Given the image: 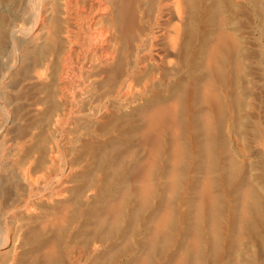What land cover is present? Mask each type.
Wrapping results in <instances>:
<instances>
[{"label": "rangeland", "instance_id": "374dc122", "mask_svg": "<svg viewBox=\"0 0 264 264\" xmlns=\"http://www.w3.org/2000/svg\"><path fill=\"white\" fill-rule=\"evenodd\" d=\"M0 1L4 3L9 2L8 4H11L9 5L10 8L18 4V0ZM13 1L17 2L13 3ZM253 1L256 2L257 0ZM193 2L196 7L199 3L205 4L207 12H201L200 16L197 17V22L194 27L196 32L188 36L191 45L198 47L202 43L201 39L204 37L205 31L215 24H217V29L220 26L226 27L227 24H230V27H227V29L230 28L229 31L233 30L232 32L234 33L236 29V34L240 32L243 37L242 40L245 41L247 45L246 53L251 61L250 64L248 63L247 67L251 70L246 69V72L250 71L248 73L251 78L253 77L252 82L254 81L253 85H255L250 92L248 91L251 96L248 93L246 97L243 95L244 93L239 91L240 79L242 78L240 75L241 73L239 74L235 70H232L223 76L218 73L214 75V77H216L214 80L219 90L222 89L221 91H224V87L230 86L229 88L226 87V89H231L230 94L232 91H235L233 94L236 95V92H238V96L236 95L238 100L242 97L241 104L240 102L238 103L237 100L234 101V98H236L234 95V98L232 96L228 97L229 99L231 98V101L233 100V104H229L230 102H228L229 100L227 99L228 109L224 112L225 118L230 116L232 111V113L236 115L241 105L244 104L242 102L248 100V96H250L249 102L252 103L253 109H251L247 116L241 121L236 120V127L234 125L231 130V135L233 134L231 140H229L227 134L224 133V131L226 132L225 120L216 124L218 125V135L212 147V155L207 151V146L202 145L203 147L201 146V148H205L200 149L199 155L196 157H194L192 144L189 143L188 138V132L191 131L190 125L183 122V114H180L179 120L181 123L179 131L181 132L183 155L178 165L176 164L177 166H174L175 170L177 169V174H175L174 177L176 180L174 182H171V180L167 181L166 179L168 176L166 172L173 169L168 154L171 149L170 145H172L169 136L165 137V147H163V151L159 154L158 157L160 158H157L156 164L154 165L155 167L148 170L143 167V165H139L140 162L145 160L147 153L143 149L144 147H142L143 140L139 138L141 136V130L139 129H142L140 127H143V123L138 120L136 113H129V115L124 114L120 116L117 121H113V123H111L112 120L108 119L109 115L104 114L102 116L106 117L100 119L101 123H90V125L86 122L87 120L83 118L78 119L76 115H74L79 107L81 108L79 110H83V107L77 105L78 107L75 106L74 109L71 107L75 111L71 109L72 112H67L66 119L65 117L61 119L60 122H62V125L60 122V124L54 123L55 118H57V113L59 114L62 108L58 96L53 90L56 81L54 69L48 68L46 70L43 67L42 69L36 64L34 65H36L37 68L33 66L35 67L34 70L28 69V66H26L27 61L24 59L25 57L22 58L21 56V54L23 55L21 49H17L16 47L7 51L4 49L6 47L3 46V44L7 39V30L4 28L6 23L12 26L11 28L15 34L16 28L17 30L20 29L18 35L21 34L20 32L25 26L27 27V23L20 17H13L8 12L9 10L0 12V31L2 30L0 32V228L3 229L5 235L7 234L5 237L12 249L9 252L10 254H3L2 257L0 256V264H67L68 258L72 254H81L78 257L79 259L81 258L80 263L82 264H129L130 262L133 264H140L139 262L141 260V263L144 264H176L181 254L182 257L185 256L183 264H264V262H262V260H264V253H262L264 252V250H262L264 249V242H262L264 241V151L259 152L256 150L257 148L254 143L256 141L252 134L257 126L261 125V127H264V121H262L264 120V87H262L264 86V79L261 78L264 77V51H262L264 50V16L255 13L257 11L254 10L251 0H240L241 3L239 0H193ZM16 18L19 21L16 20ZM221 20H223V23ZM173 21L176 22V18H174ZM219 23L222 24L219 25ZM4 34H6V36ZM4 45H6V43ZM227 45L228 47H226ZM227 45L221 46L218 54L220 61L224 64L228 63L225 65L230 66L235 58L236 53L234 52H236V50L233 45ZM227 49H229L230 53ZM18 50L20 51L18 52ZM169 57V61L173 63L174 56ZM36 72L42 74V78L38 77L39 73L37 75ZM53 76H55V78ZM238 81L240 82L239 84ZM27 89H29V91ZM14 94L16 96H14ZM73 95L78 99V97H76V91H74ZM188 97L189 96H186L184 100L189 101ZM77 99L76 101H78ZM51 102L53 103L52 105ZM12 120L16 122H12ZM50 121L53 122L51 123ZM139 134L140 136H138ZM223 136L225 138H222ZM40 139L42 140L39 141ZM52 139L58 144L59 149L58 151L54 150L53 153L48 150V146H52L51 142H54ZM71 139L74 140V142ZM65 140L70 141L66 142ZM237 141L238 143H236ZM200 142L202 143V141ZM224 142L225 145L223 144V148L222 143ZM72 143L74 146H72ZM229 146L245 147L247 149V159L241 160L237 158L234 162L235 165H231L233 169L230 168V172L228 170L229 167H227L230 165L229 162H227V160H229L228 157H230L228 154ZM168 147L170 149L165 150ZM47 155H50V158L54 155L52 158L60 161V163L57 162V164L58 167L60 166L61 168L64 166L63 170L59 167L62 173L59 168H57L56 164L54 171L56 169L59 171L56 170L57 172L55 171V174L53 169H51L53 172L52 174L49 167L53 165L50 163ZM60 156H62L61 160ZM223 156H227L226 159H223ZM62 161L65 163L63 164ZM7 163L9 165H6ZM72 164L75 165L73 166ZM69 165L73 166V171H67L66 167ZM141 166L146 169L147 173L150 172V174H148L150 175L149 178L152 183V190L146 194L141 192L140 181L143 178L142 175L146 172L143 169V171L141 170ZM222 166L224 168L226 166L228 170V173H224L225 176L218 174ZM4 168L9 172L7 173ZM237 168L239 170H237ZM41 171H44V174ZM49 171L51 173H49ZM70 172L72 173L69 175ZM46 174L52 175L54 179L50 178L52 179L50 180V176ZM168 174L170 173L168 172ZM205 174L213 179H210L213 183H210L209 186V190H211L210 193H212L210 195L215 196L213 197L215 199L213 203L211 202L213 198H210L211 201L204 198V200H208V202H205L198 196L200 195L199 189L203 187L199 185L200 183L203 184L202 180H204L203 176ZM38 175H45V179L47 178L49 181L45 180L42 176L41 178L43 179H41ZM7 176L10 177L8 178ZM4 177L6 178L4 179ZM22 177H24L23 180L25 179V182L23 181L25 185L21 183ZM58 177H61L60 179L62 180L58 179ZM224 177L227 180H225ZM39 178L42 180V183L39 181L40 184L36 181L40 180ZM201 178L202 180H200ZM34 179H36V182ZM26 180L30 181L28 183L33 184L32 186L35 185L37 187V184H39V187L43 189L34 186L36 188L35 190L33 187H28L32 188V190L34 189V192H32L31 189L25 188L28 184ZM243 180L244 182H242ZM33 181L34 183H32ZM43 182L46 184L49 182L50 184L47 186L46 184L44 185ZM169 182L171 185L172 183L174 185H169ZM58 183L61 186L63 185L65 190L62 189L59 196L51 197V199L47 198L46 191L48 192L51 190L53 186L56 187V184L59 186ZM42 184L45 187L42 186ZM245 188L250 189L249 192H252L254 198L251 202L252 205H250L252 207L249 206L247 222L239 217V200ZM25 189L31 190L30 193L33 195H30L29 191ZM198 190L199 192H197ZM35 191L41 192L40 195L43 194L40 197ZM25 193L29 195H25ZM69 197L71 199H69ZM23 198H25V201ZM26 199L28 201L31 199V201L28 202ZM56 199H58L57 203H55ZM23 201L27 206H24L25 203H23ZM15 202L18 203L16 204ZM209 202L212 204L210 205ZM56 204L59 205L57 206ZM48 205L50 210H46ZM54 208L55 210H53ZM58 208H60L61 212ZM62 208L67 209L65 210V215L63 214ZM51 209L53 212L49 213ZM46 212L51 218L52 213L60 212L62 216L60 217L61 226L59 225L60 222H57L58 219L54 220L52 218L55 223L52 222V219L51 222L49 218L48 220L44 219L48 217ZM163 212L169 215L166 216L165 227L163 230H160L162 233L159 231L160 233L154 234V232H152L153 220L156 218L155 216L158 217L159 214L161 215ZM39 216L41 217L39 218ZM29 217L32 219L34 218V221L32 219L29 220ZM196 218H198V220ZM41 223H44V226ZM46 223L51 224L48 225ZM45 224L47 226H45ZM211 229L212 232H209ZM193 230L195 233L192 232ZM163 234L165 236H163ZM246 245L250 247L248 254L242 255L244 258L241 256L238 260V255L241 253L244 254V247ZM45 246H52L54 248V254L52 256L56 255V257H51L48 263H46L48 260L46 261L45 258L42 257L43 255H40V252L46 248ZM8 255L14 256V260L9 261L10 257ZM170 257L173 258L171 259ZM173 259L176 260L174 261ZM241 259L242 262H240ZM44 260L46 262H43Z\"/></svg>", "mask_w": 264, "mask_h": 264}, {"label": "bare ground", "instance_id": "6f19581e", "mask_svg": "<svg viewBox=\"0 0 264 264\" xmlns=\"http://www.w3.org/2000/svg\"><path fill=\"white\" fill-rule=\"evenodd\" d=\"M16 2L13 1V3H16ZM239 2H240V0H239ZM8 3L7 2L4 3L2 1H0V12L9 10L8 12L13 17H20V18H22V20L24 19L23 21H26L27 27L25 26V28L20 32L21 34L18 35V33H19L18 31L20 29L17 30V28H16V34H15L13 29L11 28L12 26L7 25L8 23H6L7 27H6V25H5V27L3 26L7 30V36H6V34H4L7 37V39H6L4 36V38L6 39V42H5L6 45H4L5 43L3 44V46L6 47L4 49H6V51L12 50L11 48H13V47H16L17 49H21L22 53H23V55L21 54V56H22V58L25 57L24 59L27 61L26 66H28V69L34 70L36 65L40 66L41 68L43 67L46 70L48 68L54 69L56 78H55V76H53V77L56 79V81L54 83L55 88L53 90L56 93V95L58 96L59 102L61 103V107H62L60 113L59 114L57 113V116H56L57 118H55L54 123L58 124L63 117H65V119H66L67 112H69V113L72 112V110L77 105L83 107L82 108L83 110H79V109H81L80 107L76 111L73 110V111H75L74 115H76V117L78 119L83 118L84 120H87L86 122L88 124H90V123L95 124V123H99V122L101 123L100 119H103L106 117V116H102L104 114H108L110 117V118L108 117V119L112 120L111 123H113V121L114 122L117 121L120 118V116H122L124 114L129 115V113H136L138 116V120L143 123V125H142L143 127H140L142 129H139V130H141L140 131L141 136H140V134L138 136H140L139 138H141V140H143V144H142L143 146L142 145L141 146L144 147L143 149L147 153V154L145 153L146 154L145 160H143V158H142L143 163L140 162L139 165L140 164L143 165V167H145L148 170H150L152 167H155L154 165L156 164L157 158H160L158 156L161 153V151H163V147H165V143H166L165 137L169 136L171 139V143H172V145H170L171 149L169 147L165 149V150L170 149L168 154H169L170 159H171L170 162H172V165H173V169L171 171L168 170V172L170 174H168V172H166L168 175V176L165 175V176H167V178H166L167 181L171 180V182L172 181L174 182L176 180V179H174V177H175V174H177L176 173L177 169L175 170L174 166L178 165V163H179V161L183 155L182 154L183 153V145L181 142V132L179 131L180 130L179 126L181 123V121L179 120L180 114L181 115L183 114V117H184L183 122H185L186 124L188 123L190 125L191 131L188 132L189 133L188 138H189V143L192 144L194 157H196L199 155L200 149L205 148V147L201 148L202 145H206L207 149H208L207 151H209V154L212 155V153H213L212 147H213L215 140L217 138L216 136L218 135L217 134L218 133L217 132L218 131L217 130L218 125H216V124L221 123L225 120L224 123H225V127H226V132L224 131V133L227 134L229 140H231V137L233 135V134L231 135V133H232L231 130L233 129L234 125L236 127V124H235L236 120L241 121L243 118H245L247 116L249 111L251 109H253V107L251 105L252 103L249 102V97L251 96L249 92H250V90H252L253 86H255V85H253L254 81L252 82L253 77L251 78L250 74L248 73L250 71L246 72V69H248L247 65H248V63L250 64L251 61L247 57V53H246L247 52V45L245 44V41L242 40L243 37L240 34V32L236 34V29H235V33L232 32L233 30L229 31L230 28L227 29V27H230L229 26L230 24H227V26L225 25L226 27L220 26L218 29H217V24H215V25H213V27H209L207 29V31H205L204 37L201 39L202 43L198 47L191 45L189 43L190 39H188V36H190L191 34L196 32L194 27H195V23L197 22V17L200 16L201 12H205V11L207 12V7L205 4L199 3L196 7V6H194L193 0H18V4L17 5L15 4L16 6L13 5L14 7L10 8L9 5H11V4H8ZM251 4L253 5L254 10L257 11L255 13H258L259 15L261 14L262 16H264V0H259V1L257 0L256 2L251 0ZM13 17H11V18H13ZM174 18H176V22L173 21ZM16 20H18V19L16 18ZM13 21H15V20H13ZM221 22L223 23V20H221ZM222 23H219V25ZM210 25H211V23H210ZM193 30H194V32H193ZM237 32H238V30H237ZM3 33H5V32H3ZM1 40H3V39H1ZM253 40H255V39H253ZM249 43H248V45H249ZM227 44H231V46L233 45L234 49L236 50V52H234V53H236L235 58L232 61L233 63L230 66L225 65L228 63L224 64L222 61H220V57L218 54L221 46L227 45ZM254 46L256 47V45H254ZM226 47H228V45ZM256 48H258V47H256ZM227 50L229 51V49H227ZM19 51L20 50H18V52ZM262 51H264V50H262ZM229 53H230V51H229ZM169 56H171V57L174 56L173 63L169 61V59H170ZM19 57H20V54H19ZM260 61H261V59H260ZM34 64H36V65H34ZM33 66H35V67H33ZM232 70H235L239 74L241 73L240 75L242 76V78L241 79L239 78L241 80L240 81L241 83L238 81V84L240 83L239 91L244 93L243 95H245V96H246V94L249 93L250 96H248L247 101L245 100V102L244 101L242 102L244 104L241 105V108L239 109L238 113L236 112L237 113L236 115H235V113L233 114L232 113L233 111H232L231 114H233V115L230 114V116L225 118L224 112H226L228 109L227 108L228 107L227 99L229 100L228 102H230L229 104H231L233 100L231 101L230 100L231 98L229 99L228 97H230V96L233 97V95L236 97L238 92H236V95H235V94H233V93H235V91H232V93H231L232 95H231L230 94L231 89L230 90L226 89V87L229 88L230 86L224 87V91H221L222 90L221 88H220L221 90H219V87L215 83L214 78H216V77H214V75H217V73H218V74L223 76V75L228 74V72H230ZM39 72H41V71H39ZM39 72H36L37 75ZM41 76H42V74L39 73L38 77H41ZM33 77H34V75H33ZM261 78L264 79V77H261ZM37 79H39V78H37ZM230 79H232V78H230ZM53 82H52V85H53ZM218 84H219V82H218ZM227 84H231V83H227ZM233 87H235V86H233ZM233 87H232V89H233ZM262 87H264V86H262ZM27 90L29 91V89H27ZM74 91H76V93H77L76 97H78V99L74 97V95H73ZM14 96H16V95L14 94ZM186 96H189L188 97L189 101L184 100V98H186ZM241 98H239V100H240L239 101L238 98L236 97V98H234V101L237 100L238 103L240 102V104H241ZM243 98H245V97H243ZM76 99L78 101H76ZM258 99H259V97H258ZM10 100H12V99H10ZM196 101L198 102V105H200V106L197 105ZM46 103H48V102H46ZM52 104L53 103L51 102V105ZM54 105H55V103H54ZM71 107H73V109ZM48 112H49V110H48ZM133 115H135V114H133ZM67 117H69V116H67ZM19 119H21V118H19ZM258 119H259V117H258ZM49 120H51V119H49ZM262 121H264V120H262ZM12 122H16V121L12 120ZM54 123H53V125H54ZM60 123L62 125V122H60ZM25 125H27V124H25ZM222 126H224V125H222ZM220 127H221V125H220ZM221 132H219V133H221ZM252 134L254 136V137L253 136L252 137L256 141V142H254L255 146L257 148L256 150H258L259 152L264 151V127H261V125L257 126L254 129V132H252ZM23 135H25V134H23ZM71 137H72V135H71ZM182 137H183V135H182ZM222 138H225V137L223 136ZM41 140L42 139H40L39 141H41ZM47 140H49V139H47ZM50 140H51V138H50ZM222 140H224V139H222ZM52 141H54V140L52 139ZM69 141H66V142H69ZM72 141L74 142V140H72ZM200 141H202V143ZM51 143H52V146L51 145L48 146L49 152L53 153L54 150L58 151L59 150L58 144L55 141L51 142ZM236 143H238V141ZM223 144L225 145V142L222 143V147H223ZM219 145H220V143H219ZM72 146H74V144ZM128 147H129V145H128ZM225 147H227V146H225ZM140 149H142V148H140ZM203 152H204V150H203ZM246 152H247V149L245 147L229 146L228 154L230 157H228L229 160H227V162H229V164H230V165L227 164V165H229V166H227V167H229L228 168L229 172H230V168H232L231 165L234 164V162L237 158H240L241 160L247 159ZM57 154H58V152H57ZM57 154H55V155H57ZM130 155H132V154H130ZM165 155H166V153H165ZM47 156H48L50 163L53 165V166L50 165L51 168L49 167V170L51 171V169H53V172H55L58 169H56L54 171V167L57 164V162L60 163V161H57L55 158H52L54 155L51 156V158L49 157L50 155H47ZM169 156H168V159H169ZM61 157L62 156H60V160H61ZM226 157L223 156V159L224 158L226 159ZM42 159H44V158H42ZM30 161H31V159H30ZM237 162H238V160H237ZM62 163H63V161H62ZM239 163H240V161H239ZM93 164H95V163H93ZM6 165H9V164L7 163ZM35 166H33V167H35ZM73 166H71V165L67 166L66 167L67 171H71V170L73 171ZM78 166H79V164H78ZM78 166H77V168H78ZM59 167L57 164V168H59ZM143 167L141 168V170L143 169L144 171H146V169ZM60 168H59V170H60ZM63 168H64V166H62L61 169L63 170ZM5 169L6 168H4V170ZM22 170H24V169H22ZM228 170H227L226 166H225V168L222 166L220 168V170L218 171V174L225 176L224 173H228ZM237 170H239V169L237 168ZM6 171H7V173L9 172L7 169H6ZM50 171H49V173L52 172V171L51 172ZM53 172H52V174H53ZM56 172H55V174H56ZM60 172H61V170H60ZM233 172H235V171H233ZM16 173H17V171H16ZM71 173L72 172H70L69 175ZM148 173L150 174V172H148ZM148 173H147V171L144 172L145 176L142 175L143 178L140 181L141 192L144 194H146L147 192H150L152 190V183L150 181V178H149L150 175ZM237 173H238V171H237ZM247 173H248V171H247ZM48 174H46V175H48ZM58 174H60V173H58ZM64 174H66V173H64ZM229 174H231V173H229ZM205 175L203 176L204 180H202L203 177L200 179L203 181V184L200 183L199 186L200 187L203 186V187L201 189H199L200 187L198 188L200 190V195H198V196H200L201 200L208 202V200L211 201L210 198H213L215 196L210 195L212 193H210L211 190H209L210 183H213V182L210 181L211 178H209L208 175H206V177H205ZM2 176H3V174H2ZM18 176L21 177L20 175H18ZM41 176L42 175H40L39 177L41 178ZM48 176H50V175H48ZM63 176H65V175H63ZM42 177H44V179H45V175ZM5 178L6 177H4V179ZM23 178L24 177H22L21 183L24 184L25 179L23 180ZM50 178L54 179L52 177V175L49 177V179ZM60 178L58 177V179H60ZM41 179H43V178H41ZM41 179L40 180L34 179V181L36 180L37 183L40 184L39 181H41V183H42ZM52 179H50V180H52ZM45 180H48V179L46 178ZM60 180H62V179H60ZM211 180H213V179H211ZM225 180H227V179L225 178ZM26 181H27V183L30 182L28 180H26ZM34 181L32 183H34ZM56 181H57V178H56ZM44 182H43V184L45 185L46 183H44ZM50 182H52V181H50ZM68 182H69V180H68ZM242 182H244V180ZM59 183H58V185H59ZM39 184H37L38 185L37 187H39ZM43 184H42V186H44ZM48 184H50V183L48 182ZM48 184H46V185L48 186ZM168 184L171 185L170 182ZM32 185L33 184L28 183L26 185L27 187H25V188H28V187L35 188L36 187L35 185H34L35 187ZM63 185L57 186V184H56V187L53 186L54 188L52 187V189L50 187L51 190L48 189L49 190L48 192L46 191L47 190L46 189L45 190L46 191V197L51 199V197L59 196L61 194L62 189H64ZM173 185L174 184L172 183L171 186H173ZM36 188H35V190H36ZM28 189L32 190V188H28ZM40 189H43V188H40ZM25 190L29 191L27 189H25ZM199 190L197 192H199ZM249 190H250L249 188H245L244 191L242 190L243 192L241 191L242 192L241 199L239 200V202H240L239 203L240 204V207H239L240 216L239 217H241V219L243 221L247 220V218L249 216V206L252 205L251 202L254 199L252 196V192H249ZM30 191H29V194L31 195L32 193H30ZM169 191H170V189H169ZM32 192H34V189L32 190ZM36 193H38L40 195L39 191H37ZM29 194L25 193V195H29ZM41 195H40V197H41ZM16 196H17V194H16ZM25 198H23L24 201H25ZM204 198L208 199V200H204ZM69 199H71V198L69 197ZM29 200L31 201V199H29ZM57 200L58 199H56L55 203H57ZM212 200L213 201H211V202L213 203L215 199L213 198ZM24 201H23V203H25ZM30 201H28V202H30ZM233 201H235V200H233ZM49 202H51V201H49ZM212 203H210V205ZM25 204H24V206H27V204L26 205ZM68 204H69V202H68ZM60 206H62V205H60ZM197 207H199V206H197ZM197 207H195V208H197ZM250 207H252V206H250ZM42 208H44V207H42ZM223 208H224V206H223ZM48 209H49V205H48V207H46V210H48ZM58 209L61 212L60 208H58ZM41 210H43V209H41ZM53 210H55V208ZM65 210H67V209L65 208L62 210L64 215H65ZM116 210H118V209H116ZM195 210H197V209H195ZM252 211H254V210H252ZM51 212H53L52 209L49 213H51ZM60 212L52 213V218L54 220L58 219L57 222H60V217H62L60 215L61 214ZM46 214H47V212H46ZM167 215L168 214L166 212H163L161 215L159 214L158 217L155 216L156 218L153 220L154 222H153V231H152V232H154V234L158 233L160 230H163V228L165 227ZM37 216H38V214H37ZM47 216H48V214H47ZM40 217L41 216H39V218ZM223 217H224V215H223ZM48 218L50 219L49 221L51 222V219H52L51 216H48L47 218H44V219L48 220ZM198 218H196V219L198 220ZM31 219L32 218L29 217V220H31ZM53 219H52V222H54ZM32 220L34 221V218ZM46 224L49 225L51 223H46ZM46 224H45V226H47ZM61 224L62 223L60 222L59 225L61 226ZM53 226H55V225H53ZM50 227L52 228L51 225H50ZM238 229H239V227H238ZM160 232L162 233V231H160ZM192 232L195 233L194 230ZM209 232H212V229ZM87 234H88V232H87ZM6 235L4 234L3 229L0 228V256L1 257L3 254H6V255L10 254L9 252H10V250H12L9 242L7 241V239L5 237ZM82 235H83V233H82ZM163 236H165V235L163 234ZM167 236H168V234H167ZM236 237H238V236H236ZM191 238H192V236H191ZM191 240H193V239H191ZM262 242H264V241H262ZM52 246H45L46 248L44 247L45 249L43 248L44 249L43 251H41L42 249L40 250L41 251L40 255L41 256L43 255L42 257H44L46 261L48 260L47 262L45 260L43 262L48 263V262H50L49 259L51 257H56V255L52 256L54 254V248ZM244 248H245L244 254L243 253L239 254L238 260L241 258L242 255L248 254V250L250 247L246 245ZM150 249H151V247H150ZM88 250H89V248H88ZM262 250H264V249H262ZM238 252H240V251H238ZM242 252H243V250H242ZM26 253H28V252H26ZM262 253H264V252H262ZM193 254H195V253H193ZM29 255H30V253H29ZM79 255H81V254H79ZM79 255H75V254L70 255L68 258L67 264H82V263H80L81 258L79 259V257H78ZM181 255H180V258L178 257L179 255L177 256L178 259L176 258L177 259L176 264H183V259L185 256L182 257ZM8 256L10 257L9 261L14 260L13 259L14 256H12V255L11 256L8 255ZM89 256H90V254H89ZM218 256H219V254H218ZM32 257H34V256H32ZM143 259H144V257H143ZM26 262H24V263H26ZM141 262H142V260L139 263L144 264ZM145 262H146V260H145ZM240 262H242V259ZM262 262H264V260H262ZM131 264H133V263H131Z\"/></svg>", "mask_w": 264, "mask_h": 264}]
</instances>
